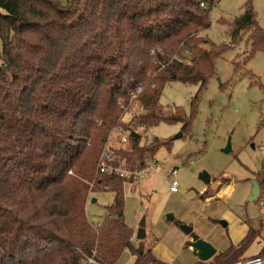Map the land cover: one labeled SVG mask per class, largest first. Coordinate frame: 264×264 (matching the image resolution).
<instances>
[{
  "label": "trees",
  "instance_id": "1",
  "mask_svg": "<svg viewBox=\"0 0 264 264\" xmlns=\"http://www.w3.org/2000/svg\"><path fill=\"white\" fill-rule=\"evenodd\" d=\"M199 3L0 0V264H118L125 252L133 264H164L123 221L125 181L100 173L98 161L110 131L129 130L121 121L129 109L134 127L177 122L185 132L189 119L158 104L164 86L180 81L201 91L243 33L250 56L264 52L249 0L228 23L231 43L220 47L203 36L213 2ZM129 131V143L113 151L132 169L145 153L169 148L157 140L141 147ZM106 191L114 193L108 218L93 226L86 203ZM254 235L210 264L238 263Z\"/></svg>",
  "mask_w": 264,
  "mask_h": 264
},
{
  "label": "rangeland",
  "instance_id": "2",
  "mask_svg": "<svg viewBox=\"0 0 264 264\" xmlns=\"http://www.w3.org/2000/svg\"><path fill=\"white\" fill-rule=\"evenodd\" d=\"M69 1L60 0L64 6ZM246 1L221 0L216 3L209 15L210 28L203 36L216 47L230 44L228 23L242 15ZM249 1L257 26L264 28V0ZM246 41L247 33H243L223 52L215 62L213 77L207 79L201 91L198 84L180 81H171L164 86L158 104L165 115L179 117L181 114L189 119L190 125L185 132H182L181 123L174 122L147 126L140 134L141 147L149 146L154 140L158 143L170 141L168 149L160 147L152 154L145 153L141 168L152 165L153 169L140 181L123 187V221L135 236L140 219L145 218L144 249L150 245L154 249L155 243L161 249L163 245H171L175 241L174 232L185 238L174 221L190 225L188 221L193 217L194 209L202 203L200 196L203 200L212 199L224 189L227 181L221 178L223 176L233 183L234 190L225 204L226 213L218 220L211 218L212 221L226 223L227 229L234 228L235 234L241 226L252 228L256 235L244 256H258L264 249V52L250 56ZM194 100L195 108L192 109ZM132 118L129 109L121 121L128 124ZM111 135H118L116 128L108 136ZM227 142L231 150L224 154L222 150ZM109 144L122 149L114 140ZM173 169L177 171L174 180L178 185L177 191L171 193L170 172ZM202 172L210 176L208 186L199 179ZM253 181L258 183L260 195L249 202ZM113 200L112 191L91 193L85 207L87 221L93 226L102 225L108 218L107 208ZM168 215L173 216V222L166 221ZM216 229L222 230L214 226L209 235L215 236ZM154 252L163 260L157 250ZM124 254L128 256V252ZM161 255L167 256L163 252ZM183 257V254L181 259L174 256L171 264H183ZM190 258L191 264H197L193 254ZM126 264L131 263L127 260Z\"/></svg>",
  "mask_w": 264,
  "mask_h": 264
},
{
  "label": "crops",
  "instance_id": "3",
  "mask_svg": "<svg viewBox=\"0 0 264 264\" xmlns=\"http://www.w3.org/2000/svg\"><path fill=\"white\" fill-rule=\"evenodd\" d=\"M221 178H225L227 181L226 182L227 184L223 187L224 189L219 191V193L212 199L203 200L200 196L199 199H201L200 201L202 203L200 204V206L194 209L195 211H193V217L190 219V221H188V223L190 224L189 226H191L193 229V232L195 234L197 233L200 239L205 240L208 243H210L217 250V253L224 252L230 246H237L246 237V234L250 230H252V228L250 227L241 226L239 233L235 234L233 230L234 228H232L231 230L227 229V226L229 225L226 224V228H222L221 226L218 225L219 221H214V222L212 221L211 218H214V219H217L218 217L221 218V216L226 213V210L224 208L225 204L228 202L230 195L232 194L234 190L233 183L228 182L229 178L227 176H223ZM207 218L209 222L205 220ZM214 226L220 227L223 231L220 229L219 230L216 229L217 232L215 233V236H210L209 233L212 231ZM174 234L175 236L173 237L175 241L172 242L171 245H166V246L163 245L162 247L163 251L161 249V246L157 245L158 243L154 244L156 245L154 246V249H152L151 248L152 246L150 245L151 251L157 250L158 255L163 260L158 259L154 255L155 252L153 253V255L160 262L164 264H171L174 256H177L179 257V259H181L180 256L183 254L184 256L182 259L183 264H191L193 260L190 258L192 255V250L190 248V239L187 236H185V238H182L180 234H178L177 232H174ZM133 237L135 239V236ZM162 252L164 255H167L166 258L163 255H161ZM244 255L239 262L252 257V255L251 256H244ZM193 257L195 258L194 261H196L197 264L206 263V262H200L194 255ZM127 260H129V262L133 264L135 258L132 257L129 253H128V256H126V254H123L118 264H126Z\"/></svg>",
  "mask_w": 264,
  "mask_h": 264
},
{
  "label": "built area",
  "instance_id": "4",
  "mask_svg": "<svg viewBox=\"0 0 264 264\" xmlns=\"http://www.w3.org/2000/svg\"><path fill=\"white\" fill-rule=\"evenodd\" d=\"M221 0H212V6L211 11L214 8L215 4L220 2ZM199 6L201 8L206 7V0H200ZM209 12V15L211 13ZM182 62V61H180ZM141 92V88L136 89L135 94L131 95V98L134 99L136 94H139ZM130 123V122H129ZM128 123L129 130H133V132L137 134H141V132L146 130L145 125H139L137 127H134L133 125H130ZM116 130L118 131V135L116 136H108L106 144L100 154L99 161H98V171L100 173H113L117 175L119 178H122L125 181V184L132 185L140 179L144 178L146 174L149 172V170L153 169V166L148 165L146 168H141L139 170L130 168L125 159H119L115 153L113 146L109 144L112 140L116 142L120 147H125L129 143L130 139V131L123 130L121 127H117ZM177 171L175 169L171 170L170 177L172 178L169 190L170 192L174 193L177 191V181L174 180L176 177ZM89 264H95L93 260H88ZM236 264H264V257L261 256H253L250 258H247L246 260L242 262H238Z\"/></svg>",
  "mask_w": 264,
  "mask_h": 264
},
{
  "label": "water",
  "instance_id": "5",
  "mask_svg": "<svg viewBox=\"0 0 264 264\" xmlns=\"http://www.w3.org/2000/svg\"><path fill=\"white\" fill-rule=\"evenodd\" d=\"M181 135V134H180ZM179 135V136H180ZM230 143L227 142V145L222 150L224 154H228L230 152ZM199 179L201 182L208 186L210 184V176L206 172H202L199 174ZM260 195V187L256 181L252 182V189L250 195L248 197V201L252 202L258 198ZM91 203H94V200H91ZM167 222H173L174 218L172 215H168L166 217ZM218 225L222 228H226V223L219 221ZM180 230L183 232L185 236L190 239V248L192 250V254L200 261V262H207L214 258L217 254V250L207 241L202 240L193 232V229L189 225L181 224L179 226ZM146 237L145 233V218L142 217L138 224V230L135 234V239L137 241H143Z\"/></svg>",
  "mask_w": 264,
  "mask_h": 264
}]
</instances>
